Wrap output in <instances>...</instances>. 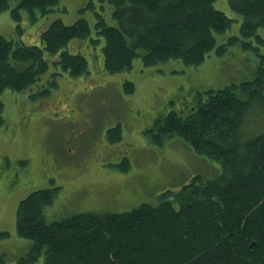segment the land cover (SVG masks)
<instances>
[{
    "label": "trees",
    "instance_id": "1",
    "mask_svg": "<svg viewBox=\"0 0 264 264\" xmlns=\"http://www.w3.org/2000/svg\"><path fill=\"white\" fill-rule=\"evenodd\" d=\"M215 1L108 0L113 23L95 11L105 70H130L136 57L144 65L172 58L197 65L211 50L223 53L237 40L245 48H258L264 0H227L242 16L240 35L218 45L215 34L229 30L232 18ZM58 3L0 0V12L9 10L16 21L26 14L33 23ZM89 36L83 17L71 24L54 18L40 32V44L0 35V95L5 88L20 92L39 83L50 67L46 55L53 56L50 80L32 96L48 95L62 73H88L86 57L70 52L68 43ZM124 86L127 93L134 90L131 81ZM206 93L188 110L171 109L159 116L147 134L159 143L164 136L180 137L196 153L219 162L220 172L193 174L179 188L162 190L155 204L142 202L122 212L86 211L52 221L45 220L44 211L57 188L32 191L16 210L17 232L30 239V247L15 263H7L0 253V264H36L40 258L41 264H264V125L252 127L255 117L264 116V66L249 80ZM3 108L0 98V126ZM112 129L121 138L120 127Z\"/></svg>",
    "mask_w": 264,
    "mask_h": 264
},
{
    "label": "rangeland",
    "instance_id": "2",
    "mask_svg": "<svg viewBox=\"0 0 264 264\" xmlns=\"http://www.w3.org/2000/svg\"><path fill=\"white\" fill-rule=\"evenodd\" d=\"M214 6L232 18L229 30L215 34L218 45L240 35L242 16L227 0H216ZM111 10L108 0H59L33 23L26 14L16 21L9 10L0 12V35L26 44H40V32L54 18L71 24L83 17L90 26L89 37L68 43L70 52L86 57L88 73H62L48 95L32 96L50 80L53 56L46 55L49 71L39 83L25 91L1 92L0 232L6 235L0 237V253L7 263H15L30 247V239L17 232L16 210L32 191L57 188L44 211L45 220L52 221L86 211L122 212L142 202L155 204L162 190L179 188L193 174L221 171L219 162L196 153L180 137L164 136L159 143L147 130L169 110H188L203 101L208 89L253 78L258 66H264V24L257 29L263 42L251 39L257 42L254 51L237 40L223 53L211 50L197 65L178 58L144 65L136 57L130 70L109 73L103 65L104 39L95 31V11L113 23ZM126 81L133 83L130 93ZM263 125V115L252 121V127ZM116 126L119 139L112 133Z\"/></svg>",
    "mask_w": 264,
    "mask_h": 264
}]
</instances>
